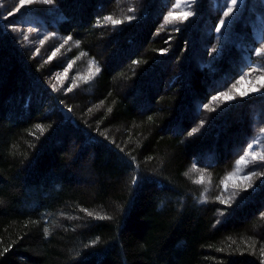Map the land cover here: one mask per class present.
<instances>
[{
  "label": "trees",
  "instance_id": "16d2710c",
  "mask_svg": "<svg viewBox=\"0 0 264 264\" xmlns=\"http://www.w3.org/2000/svg\"><path fill=\"white\" fill-rule=\"evenodd\" d=\"M69 1L57 0L62 18L23 17L79 41L73 56L84 51L99 68L88 92L58 90L49 79L56 65L19 43L14 15L0 5V264H264V232L255 231L264 228V175L229 198L222 185L264 125V92L234 107L244 134L226 154L217 128L230 114L216 120L212 99L264 74V0H244L219 32L224 0H196L187 21L169 15L175 0H91L78 18ZM99 36L111 44L106 53ZM123 75L161 79L146 98L164 105L141 108L133 88L118 90ZM205 106L216 124L192 133ZM183 108L194 116L180 117ZM256 149L261 174L264 141ZM194 165L209 179L193 176Z\"/></svg>",
  "mask_w": 264,
  "mask_h": 264
},
{
  "label": "rangeland",
  "instance_id": "374dc122",
  "mask_svg": "<svg viewBox=\"0 0 264 264\" xmlns=\"http://www.w3.org/2000/svg\"><path fill=\"white\" fill-rule=\"evenodd\" d=\"M195 1L196 0H175L172 8L173 10L171 12L176 15L185 12L190 13ZM90 2L91 0H70L68 5H71V8H66L77 17V14H85V8L89 6ZM0 5L3 15L5 14L7 17H9V15H14V20L11 21V23H13L11 27L18 31V33H16V38L19 39V43L27 48L30 47L31 51L36 54L39 62L49 64L53 63V65H56L54 68L52 67L49 79L58 90L76 93L79 89H84V92H88L85 88L86 86H89L90 82L96 76V69L98 68V65L92 59L86 58L84 51H81L78 55L76 54L73 56V51H75L76 47H79V41L74 39L72 36H66L62 33V30L51 32V30H48L47 25L44 24L43 21H36L32 18L29 21L26 20V17H23L25 14L29 13L30 10H39L43 13L57 14L58 17L62 18L64 13L61 11L62 8L58 6L57 0H52L51 3H44L43 0H32L31 3H28L27 0H25L23 5L20 3V0H0ZM240 7L241 5L239 0H237L236 5H232L229 0L228 8H231L232 11L225 16V24H227L230 19L238 13ZM262 35L263 30L260 29V26H257L256 36L262 38ZM140 37L141 36H139V38ZM97 38L103 52H108L109 48H111L110 42L108 40L106 41V38L102 36ZM138 41L139 39L136 42ZM115 50L111 51V57L109 60H114V56L117 55V51H119L120 48ZM109 64L111 63L109 62ZM68 65H71V67H68ZM261 78H264V74L249 76L247 78L243 77L240 79L242 81H240L238 85L220 88L212 96L218 97L217 99H214L215 102L213 105L216 106L213 107V109L221 111V117L217 116L215 119L222 121L224 117H227V114H230L226 119L227 122L217 128V131H219L217 136L219 141L221 140V145L225 154L231 151L235 152L238 146V140H240L242 134H244L243 124L241 122V118L244 114L240 108L234 110V107L239 106L240 103L243 102L241 99L247 97V95L252 94V96H255L264 92V89H262L264 87V82H262ZM121 80L122 82H120L118 90L125 93L133 88L135 101L136 103L139 101L138 103L144 110L151 104L146 98L148 93H153L154 95L158 90L159 85H161V79L157 78L152 79L149 82L145 81L141 84L136 83L134 80L129 79L126 76H124ZM253 88L257 89V91H251ZM241 92H246L247 95L241 96ZM223 93L234 97V99L226 101L224 95H222ZM218 102H220V105H218ZM163 105L164 104L162 102L158 101L154 104L152 103L150 106L160 107ZM205 108H207L205 112L200 115L202 117V121H196V128L192 133L198 132V135L208 133L213 125L216 124L215 122H211L213 119L211 118L212 109L207 106H205ZM251 109L252 111H257V107L255 106H251ZM194 114L195 113L192 112L190 108H183L178 115H180V117L185 115L190 118L191 116H194ZM76 138V133L74 132H71L68 135L67 145L70 150L75 149ZM250 138H252L250 143L242 148V152L235 158L236 163L234 168L225 176L222 182L224 188L223 192L227 195V198L235 196L241 188L245 186H249L251 191H253L258 186V183H256L257 177H261L262 174L264 175V172L258 174L262 165H259L258 167L254 165V162H257L258 164L260 163L258 161H260L259 159L261 158V154L259 153V150L256 149V146L264 141V125L262 128H257L255 132L253 131ZM80 150L85 156L88 155L84 144L80 147ZM193 168H195V170H193ZM190 172L195 177L200 176L201 174L205 175L204 177H207L208 179L210 177L206 170L198 168L197 165L192 166ZM201 178L200 181L206 182L205 185L208 190L210 187L209 180L207 179L205 181ZM85 179L87 182L83 181L82 185H87L89 183V176L87 174ZM218 190L221 191L220 189ZM258 201H260V203L264 206V195ZM260 226L261 225L255 227V231L259 234L264 232V228Z\"/></svg>",
  "mask_w": 264,
  "mask_h": 264
},
{
  "label": "snow or ice",
  "instance_id": "6c2138e0",
  "mask_svg": "<svg viewBox=\"0 0 264 264\" xmlns=\"http://www.w3.org/2000/svg\"><path fill=\"white\" fill-rule=\"evenodd\" d=\"M27 2L28 3H31L32 0H27ZM43 2L44 3H51L52 0H43ZM230 2H231L232 5H236L237 4V0H230ZM20 3L23 5L25 3V0H20ZM228 3H229V0H224L225 7L228 6ZM239 3H240V5H243L244 4V0H239ZM231 11H232V9L231 8H228V12H224L223 15L227 16ZM169 15L172 16V18L174 20L187 21L189 19V16L191 15V13L185 12V13H182V14H179V15H176L174 13H170ZM106 19L109 20V21H111L113 24H120V23L123 22V21H120V20H112V17L111 16L106 17ZM128 19L130 20L132 18L129 17ZM229 23H231V21H229ZM224 25H225V21L220 20L219 21V26L220 27L219 28H215L214 31L219 32L220 31V28H223ZM217 39H219V37ZM211 51H216V49L213 48V49H211ZM68 67H71V65H68ZM96 71L98 72L99 69L97 68ZM261 79H262V82H264V78H261ZM251 91L255 92V91H257V89L253 88V89H251ZM222 95H224V98H225L226 101H230V100L234 99V97L229 96L226 93H223ZM240 95L241 96H244V95H247V93L246 92H241ZM217 98L218 97H212V99H217ZM237 167H238V165H237ZM193 170H195V168H193Z\"/></svg>",
  "mask_w": 264,
  "mask_h": 264
}]
</instances>
